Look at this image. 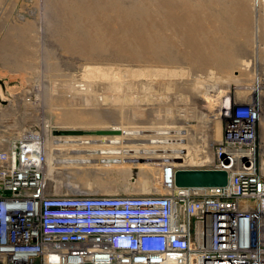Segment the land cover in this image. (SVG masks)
Returning a JSON list of instances; mask_svg holds the SVG:
<instances>
[{"label":"rangeland","instance_id":"374dc122","mask_svg":"<svg viewBox=\"0 0 264 264\" xmlns=\"http://www.w3.org/2000/svg\"><path fill=\"white\" fill-rule=\"evenodd\" d=\"M190 2L200 8L198 20L202 21L193 27L207 35L203 40L210 39L214 44L223 40L218 36L223 33L218 32L215 22L218 18L235 27L231 31L240 51L238 56L229 58L231 63L226 67L200 57L189 60L185 53L183 60L164 63L143 57L135 46H125L127 42H123L119 28L124 16L120 9L130 5L129 0H0V52L3 46L6 48V42L19 43L21 35L23 38L19 56L8 53L15 63L0 57V95L5 97L7 92L12 99L26 88L43 59L47 83L38 102L54 124L70 129L109 126L121 130L142 126L145 131L176 126L182 127V134H186L182 143L191 141L196 152L211 149L217 143L214 140L221 137V118L216 115V120L208 119L212 113L207 114L200 107L203 98H211L220 109V105L227 106L233 95L236 99L248 95L250 89L244 86H253L258 80V96L264 104V0ZM151 3L138 0V5L149 7ZM212 8L214 13L210 12ZM41 23H45L44 27ZM38 24L46 40L35 45ZM168 35L166 31L164 36ZM178 47L189 53L187 46ZM58 60L62 67L54 74ZM90 110L103 116L96 120L60 117L62 112L85 114ZM259 131L260 145L264 146V110ZM112 140L107 137L77 142L50 155L52 169L47 177L58 185L57 191L74 194L158 191V167L166 159L149 160L155 165L146 166L143 158L154 154L147 155L148 150ZM260 152L264 163V149L260 148ZM199 160L200 156L195 154V163Z\"/></svg>","mask_w":264,"mask_h":264},{"label":"built area","instance_id":"2783aa9c","mask_svg":"<svg viewBox=\"0 0 264 264\" xmlns=\"http://www.w3.org/2000/svg\"><path fill=\"white\" fill-rule=\"evenodd\" d=\"M38 25L35 45L46 40ZM43 64L0 108V264H264L257 96L220 105L221 137L200 154L209 157L160 162L158 191L59 192L46 177L48 144L62 140L38 102ZM178 168L222 169L227 182L177 187Z\"/></svg>","mask_w":264,"mask_h":264},{"label":"bare ground","instance_id":"6f19581e","mask_svg":"<svg viewBox=\"0 0 264 264\" xmlns=\"http://www.w3.org/2000/svg\"><path fill=\"white\" fill-rule=\"evenodd\" d=\"M149 1H151L152 3L148 7V6L140 5V4L138 5V0H129L130 3L128 4L130 5H126L125 7L122 6V8L120 9L124 13L123 18H121L120 20L121 23L119 24V28L122 33L123 40L125 39L123 42L126 41L128 43L127 44L125 42L126 43V44L124 43L125 46L131 45V46H135L136 49L139 48L140 52L142 51L143 53V57L145 55L147 58L152 57L153 60L168 63V62H173L175 60H183L184 53H185L186 55H188L189 60L191 59L193 60L197 57H200L202 59H208V60L210 59L212 61V64L220 65L221 67L224 68L226 67V65H228V63H231L229 61V58H233L234 56L239 54L237 52H239L240 50H238L237 48V45H236L237 43L235 44V39H236L235 35L231 31V30H234L235 27L234 29L233 27L231 28L232 24L223 21L222 20L223 18L222 19L218 18L217 20H215V22L218 24L217 26L218 32H223L221 35H218V36H221L223 40H221L220 42L218 41L219 44L217 43V41L215 42L214 40L215 42L214 44L212 40L210 39L209 40L207 39L208 41L203 40V38H205L207 35L205 33H201L197 29L195 30V28L193 27L194 26L193 24L200 23V21L202 20H198L199 19L198 14H199L200 8L196 9L195 7L191 6L192 5L190 2L191 0L190 1L180 0V2H177V3H175V0H149ZM230 2L231 1H229V3ZM200 7H202V5ZM210 12L214 13V9L213 10L210 9ZM203 28L204 27L202 26V29ZM166 31L169 32V35L167 37L164 36ZM18 32H21V29ZM174 36L178 38L177 41H176V38H174ZM21 37L19 38L20 39L19 43H10V44L8 43L7 44L6 42V48H4V46L2 47V50H1L2 53L0 52L1 53L0 57L3 60L15 63L14 57L19 56V53L21 51L20 50L21 49L20 47L22 46L21 41H23V38ZM120 39L122 38L120 37ZM227 42H228V45H227ZM178 45L183 46V48L187 46L189 48V53H187V51L183 52L182 50L183 52L182 54V52L179 50L181 47L179 48ZM8 53H12L14 57H11ZM106 86L109 88V84ZM244 88H246L247 90L250 89L248 91L249 94L246 95L248 98H250L251 96H257L258 98L259 104H258L257 109L259 111V125H260V120L262 118V114L264 110V104L262 105V102L259 100L258 90L260 88V85L258 84V80H256L253 86H244ZM5 93H6L5 97L0 95V108H2V110L6 108L3 106L4 100H10L9 93L7 92ZM200 107L204 109V111H206L207 114L212 113V115L208 119L216 120L215 119L216 115L220 116L219 114L220 109L216 106V104H214V102H212V99L209 97L203 98L201 100ZM102 116L103 115L101 113L96 112L94 110H90L86 112L85 114H81L79 112L60 113V117L65 120H71V119L80 120L81 117L87 120H96V119H100ZM153 128L154 127L150 129H153ZM65 129H70V127L62 126L60 130H65ZM74 129L96 130V129H110V127L109 126L99 127V128L78 127ZM141 129H142V126L137 127V128L135 127L133 129L123 128L120 130L119 134H114V135H91V134L60 135V134H55V135L61 136L60 139L62 141L57 142L52 145L48 144L49 148L53 147L54 149L53 150L48 149L46 152V156H47L46 175L48 176L50 170L52 169L51 159L49 157L50 155H53L54 153L59 152V151L63 152L67 150L68 148L74 146V143L88 142L94 138H102L105 140L108 137L109 140L113 139L112 140L113 142H119V143L123 142L124 144H133L134 146H136L135 148H139L141 150L142 149L148 150V152L146 153L147 155L154 154L155 156L148 155L146 158H143L145 161L144 165L146 166L155 165L154 163L149 161L153 159L155 160L156 159H166V160L174 159L176 162H180L181 164L192 165V164H195V154L200 156V160L198 161V163L203 161V159H206V157H209V155H206V154L200 155L202 152L207 151L206 148L205 149L203 148V150L200 152L198 150L196 152L195 151L196 149H194V146L189 143L191 141H187V143L181 142V140H183L184 137L186 136V134L185 135L182 134V127L158 126L156 129H153L150 131H145ZM214 141H219V140H214ZM260 148L264 149V146L260 145V138H259V151H260ZM157 151H160V152H157ZM262 165L264 167V163H262ZM48 180L51 184L55 186V188L58 189V185H56L54 181H51L50 179Z\"/></svg>","mask_w":264,"mask_h":264},{"label":"water","instance_id":"95a60500","mask_svg":"<svg viewBox=\"0 0 264 264\" xmlns=\"http://www.w3.org/2000/svg\"><path fill=\"white\" fill-rule=\"evenodd\" d=\"M118 129H65L55 130L60 135H114L119 134ZM227 182V172L222 169L209 168H178L174 172V183L177 187H210L222 186Z\"/></svg>","mask_w":264,"mask_h":264}]
</instances>
